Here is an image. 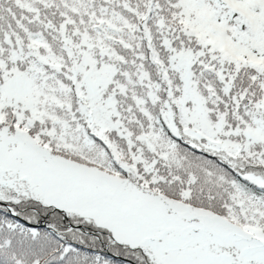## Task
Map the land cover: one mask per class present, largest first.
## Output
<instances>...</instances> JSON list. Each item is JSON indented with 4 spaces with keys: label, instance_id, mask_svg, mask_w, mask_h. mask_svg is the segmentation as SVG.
Wrapping results in <instances>:
<instances>
[{
    "label": "snow or ice",
    "instance_id": "1",
    "mask_svg": "<svg viewBox=\"0 0 264 264\" xmlns=\"http://www.w3.org/2000/svg\"><path fill=\"white\" fill-rule=\"evenodd\" d=\"M0 264H264V0H0Z\"/></svg>",
    "mask_w": 264,
    "mask_h": 264
}]
</instances>
